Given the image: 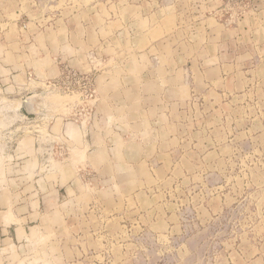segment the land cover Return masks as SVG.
<instances>
[{
    "label": "rangeland",
    "instance_id": "1",
    "mask_svg": "<svg viewBox=\"0 0 264 264\" xmlns=\"http://www.w3.org/2000/svg\"><path fill=\"white\" fill-rule=\"evenodd\" d=\"M55 52L59 75L64 66L94 73L115 55L182 68H170L160 114L136 117L140 127L160 125L131 148L150 162L115 168L136 195L113 185L96 192L82 168L72 227L32 264H75L80 254L79 264H264V0H0V58L45 67ZM86 59L92 68L81 70ZM57 77L40 88L46 106L76 105L49 92ZM3 94L0 127L12 130L18 104ZM50 158L41 168L60 160Z\"/></svg>",
    "mask_w": 264,
    "mask_h": 264
},
{
    "label": "crops",
    "instance_id": "2",
    "mask_svg": "<svg viewBox=\"0 0 264 264\" xmlns=\"http://www.w3.org/2000/svg\"><path fill=\"white\" fill-rule=\"evenodd\" d=\"M99 48L95 46L97 51ZM115 56L94 72V95L89 101L92 118L84 125L73 116L76 105L66 109L47 107L40 92L43 81L57 77L61 71L57 56L45 67L38 66V61L28 64L20 59L6 62L0 58L3 98L17 103L20 115L14 129L9 125L0 127V132H5L0 136V156L5 166L0 174V264H32L38 249L52 244L58 229L72 227L79 208L78 188L84 185L82 168L96 192L113 185L118 187L119 195H136L135 189H121L117 183L120 174L115 168L150 162V156L138 149L132 152L131 148L144 147L147 140L143 139V131L159 130L160 125L153 119L143 128L136 117L147 111L160 114L157 106L169 99L173 86L170 68L175 73L182 64L151 61L136 67L127 61L124 65ZM74 61L72 58L67 62ZM83 62L81 70L92 68L88 59ZM156 68L162 70L163 83L157 79ZM27 97L34 99L30 114L23 105ZM11 131L16 132V138L7 135ZM50 157H58V164L41 168L49 164ZM106 164L114 171L109 172ZM83 256L80 254L76 261L86 260Z\"/></svg>",
    "mask_w": 264,
    "mask_h": 264
},
{
    "label": "built area",
    "instance_id": "3",
    "mask_svg": "<svg viewBox=\"0 0 264 264\" xmlns=\"http://www.w3.org/2000/svg\"><path fill=\"white\" fill-rule=\"evenodd\" d=\"M49 92L63 93L77 97L73 116L80 125L87 124L92 118V110L89 101L94 95V73L80 72L76 69L64 66L62 73L46 85Z\"/></svg>",
    "mask_w": 264,
    "mask_h": 264
},
{
    "label": "water",
    "instance_id": "4",
    "mask_svg": "<svg viewBox=\"0 0 264 264\" xmlns=\"http://www.w3.org/2000/svg\"><path fill=\"white\" fill-rule=\"evenodd\" d=\"M24 109L27 114H30L34 110V99L33 98H26L23 101Z\"/></svg>",
    "mask_w": 264,
    "mask_h": 264
}]
</instances>
